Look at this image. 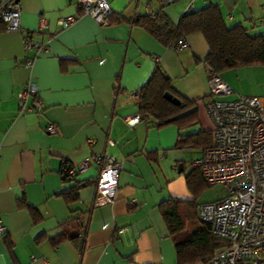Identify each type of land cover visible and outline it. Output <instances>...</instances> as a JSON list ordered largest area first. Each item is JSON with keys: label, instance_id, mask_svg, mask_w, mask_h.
<instances>
[{"label": "crops", "instance_id": "obj_1", "mask_svg": "<svg viewBox=\"0 0 264 264\" xmlns=\"http://www.w3.org/2000/svg\"><path fill=\"white\" fill-rule=\"evenodd\" d=\"M19 1L20 30H0V220L6 225L0 234V264H176L174 242L158 205L169 196L192 198L186 173L202 149L176 147L174 124L158 127L151 118H141L129 125L125 116L138 112L132 91L158 64L180 94L197 100L199 123L181 132L210 129L205 106L212 98L204 62L208 45L194 33L187 36L188 46L173 49L134 18L148 7H162L176 24L181 14L207 0L168 5L110 0L112 15L105 25L82 13L75 0ZM214 3L227 25L239 23L251 33H264V0ZM69 14L75 20L62 26L59 19ZM24 37L43 41L44 47L25 50ZM27 55L33 56L30 66ZM249 68L264 70V65L231 68L221 76L240 93L262 95L264 88L256 90L242 80ZM30 80L38 85L41 111L32 94L24 107L19 105L18 92ZM49 123L55 124L54 133ZM94 152L122 162L114 200L93 203L94 163L76 178L81 179L77 195L67 201L61 192L77 182L63 178V166Z\"/></svg>", "mask_w": 264, "mask_h": 264}, {"label": "built area", "instance_id": "obj_2", "mask_svg": "<svg viewBox=\"0 0 264 264\" xmlns=\"http://www.w3.org/2000/svg\"><path fill=\"white\" fill-rule=\"evenodd\" d=\"M168 5L176 0H158ZM82 13L91 15L98 23H109L112 12L110 0H75ZM192 6L189 3L187 9ZM19 0H5L0 3V19L7 30H20ZM148 7L146 12H152ZM76 15L69 14L59 19L62 26L73 22ZM41 26L45 20L40 19ZM43 41L24 37L23 48L39 52ZM189 45L186 35L170 43L173 49ZM32 55L25 57L30 66ZM208 89L212 98L205 104L212 121L213 142L202 149L201 155L192 163L200 168L209 185L222 182L226 188L225 196L197 203L200 219L211 224L212 231L229 240V244L218 249L202 264H264V94L246 95L235 89L213 69L208 70ZM38 85L30 80L25 89L18 92L20 107H24L28 95L34 96L37 111L43 109V101L37 95ZM233 95L231 98H225ZM138 99V90L132 91ZM141 119L140 114L125 116L127 124L132 125ZM48 130L55 132V124L49 123ZM98 165L93 203H111L119 183L122 162L114 155L94 152L77 163L65 164L63 171L78 177L92 164ZM6 225L0 220V234ZM120 229L119 231H121Z\"/></svg>", "mask_w": 264, "mask_h": 264}, {"label": "trees", "instance_id": "obj_3", "mask_svg": "<svg viewBox=\"0 0 264 264\" xmlns=\"http://www.w3.org/2000/svg\"><path fill=\"white\" fill-rule=\"evenodd\" d=\"M112 13L110 14V16ZM134 22L152 34L163 45L168 46L181 36L201 34L207 45L205 56L207 69L221 74L225 70L254 64L264 65V33H251L242 24L227 25L218 3L189 9L180 15L178 22L172 24L162 11V7L152 12L138 14ZM6 24L0 19V30ZM66 61H62V65ZM138 90V113L142 119L151 118L158 127L174 124L178 128L176 147L204 149L213 142L211 129L200 128L196 131L181 132L185 128L199 123L197 100L180 94L172 83V78L155 65L148 79ZM169 91L180 99L174 103L164 96ZM64 179H76L62 171ZM76 185L61 193L67 201L77 195ZM186 183L192 193L191 199L169 196L159 203V210L172 237L175 246L176 264H194L208 261L215 252L229 244V240L212 231L211 224L199 218L197 197L204 186L209 185L200 168L193 166L186 173ZM18 205L27 206L31 213L35 210L24 201ZM190 225H194L190 227ZM58 240V238H56ZM9 250H11V245ZM154 264V263H147Z\"/></svg>", "mask_w": 264, "mask_h": 264}, {"label": "rangeland", "instance_id": "obj_4", "mask_svg": "<svg viewBox=\"0 0 264 264\" xmlns=\"http://www.w3.org/2000/svg\"><path fill=\"white\" fill-rule=\"evenodd\" d=\"M144 1L145 0H140L141 3H143ZM148 1H151L153 3L157 2V0H148ZM210 1L216 2L217 0H207L206 2L208 3ZM196 4H198V2H196ZM139 9H141L140 6ZM249 69H250L249 72H247L242 76L243 82H245L250 86H253V88H255L256 90H260L261 88H264V70L262 68H249ZM236 92L240 93L239 91ZM193 127H195V125ZM226 193H227V188L222 182H217L212 185H206L200 191V194L197 197V201L204 202V201L215 200L225 196Z\"/></svg>", "mask_w": 264, "mask_h": 264}, {"label": "water", "instance_id": "obj_5", "mask_svg": "<svg viewBox=\"0 0 264 264\" xmlns=\"http://www.w3.org/2000/svg\"><path fill=\"white\" fill-rule=\"evenodd\" d=\"M164 96L167 98V99H169V100H171L172 102H174V103H179L180 102V99L177 97V96H175V95H173L171 92H169V91H165L164 92Z\"/></svg>", "mask_w": 264, "mask_h": 264}]
</instances>
